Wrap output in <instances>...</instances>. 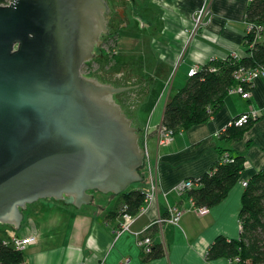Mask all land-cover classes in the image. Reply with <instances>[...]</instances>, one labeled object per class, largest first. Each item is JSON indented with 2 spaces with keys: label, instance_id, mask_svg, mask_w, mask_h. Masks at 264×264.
Listing matches in <instances>:
<instances>
[{
  "label": "crops",
  "instance_id": "0c3cea01",
  "mask_svg": "<svg viewBox=\"0 0 264 264\" xmlns=\"http://www.w3.org/2000/svg\"><path fill=\"white\" fill-rule=\"evenodd\" d=\"M251 1L148 0L138 3L132 0L138 15L135 17L137 32H141L135 38L125 37L129 40L127 43L135 42L126 54L139 59L142 88L151 89L154 85L158 88L156 101L149 108L142 127L143 132L147 126L150 128L146 144L158 175V196L146 206L145 212L139 213L130 230L121 234L116 231L119 216H107L118 199L116 195L91 191L93 201L82 207H76L74 200L68 198L37 200L23 211V221L28 219V224L23 234L17 233L38 237L37 243L23 253L28 264H230L226 257L208 260L206 256L219 236L228 240L239 238L241 181L248 180L264 166V75L254 80L249 98L244 99L236 90L229 91L207 121L181 130L168 145L159 144L156 128L162 123L169 95L189 81L191 67L245 56L246 12ZM205 5L210 13L198 31L190 35L194 16ZM128 68L130 71L131 67ZM173 72L175 89L166 90ZM129 86L136 89L139 85ZM249 110L258 114L252 125L237 134L235 131L233 135L227 133L229 123ZM227 152L244 159L239 181L218 205L202 213L193 210L188 192L183 196L177 194L176 185L212 171ZM144 173L146 180L133 189L148 191L146 165ZM174 206L183 210L178 223L151 225L159 217L168 216ZM37 216H43L44 221L36 223L34 217ZM146 229L154 244L164 247L163 256L147 262L137 242V233Z\"/></svg>",
  "mask_w": 264,
  "mask_h": 264
},
{
  "label": "water",
  "instance_id": "95a60500",
  "mask_svg": "<svg viewBox=\"0 0 264 264\" xmlns=\"http://www.w3.org/2000/svg\"><path fill=\"white\" fill-rule=\"evenodd\" d=\"M104 0L0 5V222L39 199L93 201L141 182L145 150L114 94L80 71L107 33Z\"/></svg>",
  "mask_w": 264,
  "mask_h": 264
},
{
  "label": "trees",
  "instance_id": "16d2710c",
  "mask_svg": "<svg viewBox=\"0 0 264 264\" xmlns=\"http://www.w3.org/2000/svg\"><path fill=\"white\" fill-rule=\"evenodd\" d=\"M9 0H0V5L8 4ZM246 20L264 23V0H252L247 8ZM246 39L253 40L246 34L244 44L246 53L241 58H228L223 61H214L200 67V71L189 76L187 84L176 93L169 95L163 112L162 125L174 134L187 130L192 126L207 121L213 110L219 108L230 89L237 85L234 73L239 68L256 69L264 67V34L256 41L254 47L247 44ZM216 68V71L212 70ZM245 88H249L246 84ZM251 88V87H250ZM252 125V121L243 127H228L227 133L237 134ZM225 131V133H226ZM224 134V133H223ZM233 135V134H232ZM224 154V153H223ZM233 162L220 164L213 167V174L209 172L200 177L199 186L194 187L188 194L194 203L199 206L213 207L218 205L227 195L228 190L239 181L244 171V159L235 157ZM144 182L146 175L144 167L139 169ZM240 209V234L239 238L228 240L219 236L208 248L207 259L237 258L234 264H264V166L262 170L248 179V185L243 188ZM144 191L141 189H126L116 195L118 199L109 217H115L122 212V207L127 206L129 213L137 215L145 201ZM1 231V230H0ZM5 234V233H4ZM3 234V235H4ZM2 235V236H3ZM164 247L154 244L152 251L146 254L144 261H150L163 256ZM23 253L0 247V259L7 263L20 261Z\"/></svg>",
  "mask_w": 264,
  "mask_h": 264
},
{
  "label": "rangeland",
  "instance_id": "374dc122",
  "mask_svg": "<svg viewBox=\"0 0 264 264\" xmlns=\"http://www.w3.org/2000/svg\"><path fill=\"white\" fill-rule=\"evenodd\" d=\"M109 5H111L112 14V24L110 25V32L103 37L101 48L94 50L95 57L93 59L87 60L81 68L80 73L86 78L93 79L98 83L112 84L115 87L125 86L128 88L129 85H139L136 89L129 88L128 90L122 91V93L114 94V99L118 105H120L126 115V117L132 120V126L139 129V143L142 147L143 144V131L142 127L146 124L147 112L149 108L153 106L156 101L158 88L154 83L149 85H154L153 88L147 89L143 87V76L139 71V59L138 57L128 56L126 53L131 51L132 46H135V42L125 39L127 35H132L135 38L137 34L141 31L137 26V21L135 19L137 12L134 9V3L132 0H104ZM148 2V0H137ZM115 9V10H114ZM124 10V12H123ZM125 15V19L121 16ZM132 15L134 17H132ZM127 25V26H126ZM129 45V46H128ZM126 56V57H125ZM131 67L129 71L128 67ZM134 72L135 74H131ZM175 76L173 72L166 85V90L175 89L172 84ZM133 113V114H132ZM140 184V181L131 184L130 189L136 188ZM96 191V190H92ZM68 199H71L68 198ZM72 200V199H71ZM39 201H44V199H39ZM37 202V201H36ZM32 204H28L30 207ZM35 205V203H34ZM24 211V210H23ZM44 216L47 218L48 214ZM43 216L34 217L37 222L42 221ZM28 219L23 221V226L21 228H13L12 225L0 222V235L5 234H23ZM44 221V220H43ZM30 224V223H29ZM263 240H264V235Z\"/></svg>",
  "mask_w": 264,
  "mask_h": 264
},
{
  "label": "built area",
  "instance_id": "2783aa9c",
  "mask_svg": "<svg viewBox=\"0 0 264 264\" xmlns=\"http://www.w3.org/2000/svg\"><path fill=\"white\" fill-rule=\"evenodd\" d=\"M210 11L207 9L206 5L203 6L200 10H198V13L194 16V26L189 31L190 35H194L200 26H202L203 20L209 15ZM247 21V20H246ZM246 34L251 35L253 37V40L249 42L248 39H246L247 44L252 48L256 44V41L261 38V36L264 34V23H254L247 21V26L245 30ZM213 71H216V68L212 67ZM200 71V67L193 66L190 68L188 75H194L197 72ZM264 75V67H257L256 69H245L243 67L239 68L234 73V78H236L237 85H235V88L230 89L231 91H238L241 96L244 99L249 98L250 96V87H252L253 82L255 79H257L258 76ZM249 85V88H245V86ZM258 117V114L256 111L249 110L248 112L241 113L237 115L229 124L230 126L234 127H243L248 124L250 121L256 120ZM150 128L147 126L146 129H144L143 132V139H144V146L143 150H145V158L144 162L146 165L148 178H149V189L144 193L145 201L143 206H141L139 213H143L146 210V206L149 205L153 200L157 198L158 193V175L156 173V170H154V166L152 162L150 161V154L149 150L146 144L147 137L149 134ZM174 133L160 123L157 125L156 128V137L158 139V142L160 145H168L170 142L174 139ZM234 158L229 154V152L224 153L221 157V160L219 161L220 164H227L228 162H233ZM216 170L209 171V174H213ZM200 177H195L194 179H185L181 182H179L176 187L175 191L177 194L182 195L184 193H187L194 187L199 186L201 183L199 182ZM242 187H246L248 185V180H242L241 181ZM191 205L193 210H196L199 213L207 211V206H199L196 205L193 201V199H190ZM132 215L129 213L128 208L126 205L122 207V212L119 214V224L117 228V234L124 233L128 230H130L132 224L135 222L136 217L139 215ZM183 214V210L179 208L178 206L172 207L170 210V213L168 216H161L159 217L155 222H153L151 225H159L161 226L163 223H178L181 219V216ZM38 241L37 235L34 234H28L26 236L15 234H4L3 236L0 235V247H6L8 249H11L13 251H18L21 253H24L27 248L31 245H35ZM137 242L139 247H141L142 252L145 254H149L152 251V246L154 245V241H152V238L148 235L147 229L141 231L140 233H137ZM20 261L16 262H10L7 263L6 261H3L0 259V264H28V261L22 257ZM230 264H234L235 261H237V258H231L228 259Z\"/></svg>",
  "mask_w": 264,
  "mask_h": 264
},
{
  "label": "flooded vegetation",
  "instance_id": "af4514ba",
  "mask_svg": "<svg viewBox=\"0 0 264 264\" xmlns=\"http://www.w3.org/2000/svg\"><path fill=\"white\" fill-rule=\"evenodd\" d=\"M106 5L109 6V12L105 15V16H106V20H107V25H106V27L108 28V32H110L109 29L111 28L110 25L112 24L111 21H112V17H113L112 14H113V13L111 12V5H109L107 2H106ZM114 10H115V9H114ZM124 16H125V15H122L121 17L124 18V20H126ZM132 17H134V16L132 15ZM108 32H107V33H102V34L100 35L101 43H100L99 45L97 44V46L94 47L93 51L96 50L97 48H101L102 44H104L102 38H103V37H106V35L108 34ZM94 57H95V53H94ZM92 59H93V58H92Z\"/></svg>",
  "mask_w": 264,
  "mask_h": 264
}]
</instances>
